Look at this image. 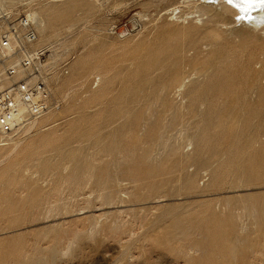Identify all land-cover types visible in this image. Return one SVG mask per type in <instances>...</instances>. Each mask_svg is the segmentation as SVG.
Listing matches in <instances>:
<instances>
[{
  "label": "rangeland",
  "instance_id": "374dc122",
  "mask_svg": "<svg viewBox=\"0 0 264 264\" xmlns=\"http://www.w3.org/2000/svg\"><path fill=\"white\" fill-rule=\"evenodd\" d=\"M243 2L1 3L50 7L36 46L68 66L58 108L0 138V264H264V24Z\"/></svg>",
  "mask_w": 264,
  "mask_h": 264
},
{
  "label": "built area",
  "instance_id": "2783aa9c",
  "mask_svg": "<svg viewBox=\"0 0 264 264\" xmlns=\"http://www.w3.org/2000/svg\"><path fill=\"white\" fill-rule=\"evenodd\" d=\"M34 23L0 5V135H14L58 108L50 82L67 73L68 61L45 60ZM37 121V122H38Z\"/></svg>",
  "mask_w": 264,
  "mask_h": 264
},
{
  "label": "bare ground",
  "instance_id": "6f19581e",
  "mask_svg": "<svg viewBox=\"0 0 264 264\" xmlns=\"http://www.w3.org/2000/svg\"><path fill=\"white\" fill-rule=\"evenodd\" d=\"M14 0H0V5H1V3H3V2H8V3H11V2H13ZM31 1V0H30ZM225 2V1H224ZM29 3H31V2H29ZM244 3V2H243ZM260 2H259V0H248V3H246V4H248V6L247 5H245L246 6V10H247V13L246 14H244V17H243V19H246V20H249V18H252V21H251V19H250V22H253L254 24L256 23L257 25L256 26H260V25H263L264 24V7H261V5L259 4ZM234 4V3H233ZM240 4V3H239ZM34 5H36V4H33V5H30V9L26 12V14H25V16L29 19V20H31L33 23L34 22H36V18L38 17V13H40V14H42V15H45V16H49L51 13H53V10H51V8L50 7H48V6H46V5H38L36 8H33V6ZM228 5V4H227ZM231 5V4H230ZM229 5V6H230ZM244 6V7H245ZM231 7V6H230ZM36 10V11H35ZM237 10V9H236ZM240 13V12H239ZM242 14V13H241ZM236 15H237V12H236ZM241 16H243V15H241ZM240 16V17H241ZM248 23V22H247ZM38 24H39V26H42L39 22H38ZM264 26V25H263ZM81 66H82V64L81 63H79V65H78V70H79V68H81ZM158 68H163V65H159V67ZM153 73V72H152ZM174 76H176V75H174ZM175 79V78H174ZM174 87V86H173ZM180 87H181V84H180V86L178 85V86H175L173 89H175V93H178L179 91H180ZM162 89H163V87H161ZM172 88V87H171ZM171 90V89H170ZM171 91H173V90H171ZM160 92V91H159ZM106 90H103V91H101L100 93H98L96 96H94L92 99H91V101L92 102H96V101H99L102 97H104L105 95H106ZM173 93V92H172ZM162 112H165V111H162ZM165 117V116H164ZM180 118V117H179ZM41 119V118H40ZM39 119V120H40ZM159 119H160V116H159ZM158 119V120H159ZM162 119V118H161ZM160 119V120H161ZM159 120V121H160ZM164 120H165V118H164ZM37 121L38 120H36L34 123H33V125H32V127H34L35 126V124L37 123ZM89 121V120H88ZM163 121V120H162ZM85 122V121H84ZM91 122H93V121H91ZM85 123H87V122H85ZM89 123V122H88ZM91 124V123H90ZM77 125V124H76ZM88 125V124H87ZM31 128V127H30ZM29 128V129H30ZM79 128V127H78ZM76 130V129H75ZM10 136H12V135H10ZM10 136H6L5 138H8V137H10ZM0 138L1 139H3V136L2 135H0ZM10 140V139H9ZM8 141V140H7ZM39 141H46L45 140V138H41ZM8 144V142H5V141H3V140H0V147H2V146H6ZM192 184V181H190L189 182V184ZM187 187H188V185H187ZM189 187H191V186H189ZM188 187V188H189Z\"/></svg>",
  "mask_w": 264,
  "mask_h": 264
},
{
  "label": "snow or ice",
  "instance_id": "6c2138e0",
  "mask_svg": "<svg viewBox=\"0 0 264 264\" xmlns=\"http://www.w3.org/2000/svg\"><path fill=\"white\" fill-rule=\"evenodd\" d=\"M245 3H248V0H244ZM261 7H264V0H259ZM229 3H234V0H229ZM237 7H240V5H234ZM241 11H244L245 9L243 7H240Z\"/></svg>",
  "mask_w": 264,
  "mask_h": 264
}]
</instances>
